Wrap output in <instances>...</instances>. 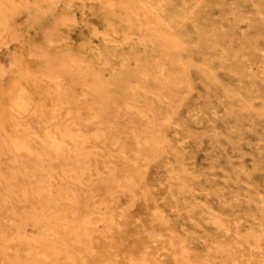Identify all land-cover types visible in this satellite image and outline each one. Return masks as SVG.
Instances as JSON below:
<instances>
[{
	"label": "rangeland",
	"instance_id": "rangeland-1",
	"mask_svg": "<svg viewBox=\"0 0 264 264\" xmlns=\"http://www.w3.org/2000/svg\"><path fill=\"white\" fill-rule=\"evenodd\" d=\"M0 4V264H264V0Z\"/></svg>",
	"mask_w": 264,
	"mask_h": 264
},
{
	"label": "bare ground",
	"instance_id": "bare-ground-1",
	"mask_svg": "<svg viewBox=\"0 0 264 264\" xmlns=\"http://www.w3.org/2000/svg\"><path fill=\"white\" fill-rule=\"evenodd\" d=\"M47 3V2H46ZM0 5H3V4H0ZM5 9V8H4ZM1 10V9H0ZM16 10V9H15ZM4 11V10H3ZM2 13V12H1ZM0 13V14H1ZM3 14V13H2ZM5 14V13H4ZM13 19V18H12ZM5 20H6V18H5V16H3V15H0V23H2V24H4L5 23ZM10 21V20H9ZM4 30H5V28H3ZM3 30V31H4ZM7 33V32H6ZM13 33V32H12ZM2 36V34L0 35V37ZM3 38V37H2ZM9 39V38H8ZM50 44V43H49ZM56 59V58H55ZM55 69V68H54ZM46 70V69H45ZM51 72V71H50ZM150 72V71H149ZM55 74V73H54ZM53 83V82H52ZM56 85V84H55ZM58 89V88H57ZM61 90V89H60ZM56 96V95H55ZM65 97V96H64ZM55 100V99H54ZM55 106H56V104H54V109H53V112H55L56 111V108H55ZM10 122V121H9ZM15 124V123H14ZM70 129V128H69ZM17 130V129H16ZM19 130H20V128H19ZM18 131V130H17ZM21 131V130H20ZM17 133V132H16ZM151 133H152V131H151ZM70 134V132L69 131H67L66 133H64V135H69ZM163 134V133H162ZM17 135V134H16ZM4 136V135H3ZM17 138H18V135H17ZM137 138H139V137H137ZM151 138H152V135H151ZM24 141V140H23ZM151 141V140H150ZM4 142V141H3ZM153 142V141H152ZM19 143V142H18ZM154 143V142H153ZM157 143V142H156ZM5 145V144H4ZM11 145V144H10ZM9 145V146H10ZM18 146V145H17ZM16 146V147H17ZM13 151V150H12ZM95 155V154H94ZM78 163V162H77ZM79 167V166H78ZM80 169V168H79ZM81 170V169H80ZM96 172V171H95ZM80 173V172H79ZM99 175V174H98ZM114 176V175H113ZM73 179H75V178H73ZM90 179V178H89ZM110 179V178H109ZM81 180V177H79L78 179H77V181L76 182H79ZM103 180V179H102ZM68 186V185H67ZM68 187H70V186H68ZM69 189V188H68ZM67 189V190H68ZM41 191V190H40ZM47 191L50 193L51 192V190L49 189V188H47ZM46 193V192H45ZM41 194V193H40ZM49 196H47V198H48ZM51 197V196H50ZM26 201V200H25ZM108 205V204H107ZM130 205V204H129ZM87 208V207H86ZM101 208V207H100ZM101 210H102V208H101ZM106 210V209H105ZM103 213V212H102ZM104 215V214H103ZM32 227V226H31ZM17 239V238H16ZM15 243V242H14ZM7 246V245H6ZM11 246V245H10ZM12 247V246H11ZM18 247H19V245H18ZM9 248V247H8ZM12 249V248H11ZM21 249H23L22 247H21ZM16 251H18V250H16ZM11 252V251H10ZM25 253V252H24ZM27 253V252H26ZM25 253V254H26ZM65 254V253H64ZM15 255V254H14ZM27 255V254H26ZM38 258V257H37ZM142 259V258H141ZM65 261V260H64ZM143 262H144V260H143Z\"/></svg>",
	"mask_w": 264,
	"mask_h": 264
}]
</instances>
